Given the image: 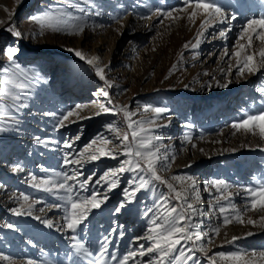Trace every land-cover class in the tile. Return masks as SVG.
<instances>
[{
	"label": "rangeland",
	"instance_id": "rangeland-1",
	"mask_svg": "<svg viewBox=\"0 0 264 264\" xmlns=\"http://www.w3.org/2000/svg\"><path fill=\"white\" fill-rule=\"evenodd\" d=\"M215 2L226 19L223 24L209 27L199 47L193 50L191 44L196 43L201 31L202 15L196 17L195 23L184 13H179L182 18L177 20L155 15L157 9L168 11L179 7L181 0H74V6L68 0H0V81L7 76L23 85L16 88L0 83V88H11L20 97L19 101H12L0 95V128L6 129L0 131V185H3L0 187V254L11 258L0 259V264H26L29 259L37 264H90L89 257L75 254L72 235L89 246L84 240L86 235L98 250L100 242L107 237L109 254L104 256V264H118V260H111L113 252L122 258L128 251L138 250L140 244L145 248L151 246L146 239L133 243V238L147 232L157 201L161 195L169 196L167 186L152 181L116 213L115 208L126 200L125 189L131 191L134 187L130 181L138 183L142 173L120 174L118 187L110 191L105 184L95 183L105 170L118 168L127 156L105 157L78 168L82 173L80 180L88 176H93V180L85 189L79 188L77 182L73 196L90 197L95 190L98 199H103L105 194L108 199L88 214L75 233L65 226V208L70 207L62 198L65 194L45 192L29 183L32 176L58 179L57 173L73 175L77 166L65 167V154L76 153L99 135L114 139L107 130L108 124L131 137L124 114L117 106H127V110L136 114L133 120L153 121L144 126L151 127L150 135L160 137L161 155L166 152L174 157L159 171L163 178L177 188L180 185L171 179L173 176H190L197 182L198 213L190 223L198 225L194 231L202 230L208 235L195 245L191 242L184 245L186 255L190 254L188 249L194 251V260L187 264H195L197 260L209 264L208 257L217 252L264 251V227L259 219L264 211L249 208L242 213L244 223L233 221L224 226L219 207L228 208L229 202L217 204L216 197L220 194L209 183L226 181L230 188L224 194L232 193L231 204L243 209L247 195L243 189L264 179V137L259 129L248 132L231 127L247 114L264 110V91H261L264 69L237 76L235 57L221 59L225 48L231 52L236 46L247 20L264 15V0ZM79 8H83V13ZM57 9L71 11L85 24V30L68 35L66 31L42 29L33 20ZM73 22L58 23L63 27ZM9 27L20 31L21 36H13L7 30ZM222 28H230L224 39L219 38ZM7 47L17 49L14 62L19 69L4 54ZM261 47L264 44L254 40L253 48L248 51L258 52ZM69 49L79 50L88 59L97 57L96 64L105 69L111 87L95 74L87 59L82 60ZM256 60L259 63L258 55ZM102 90L109 93L112 104H107L102 94L94 95ZM101 103L113 111L102 112ZM77 104L88 105L78 110L85 118L70 117L73 122L57 130L59 117ZM145 106L149 111L144 110ZM157 107L166 111L156 115L151 109ZM185 136L190 139L186 140ZM37 138L48 143L40 144ZM69 139L74 141L73 147L66 149L64 141ZM17 165L22 170L14 172L12 169ZM21 193L30 202L35 201L31 215L16 216L11 211L23 202L19 198ZM189 202L196 203L194 198ZM168 203L176 206L170 196ZM149 208L154 211L145 217L144 212ZM36 217L52 221L53 227H47ZM248 218L257 223L248 224ZM7 224H13L14 228H7ZM217 226L219 234L212 232ZM114 228L117 231L113 232ZM121 230L125 233L123 237L119 235ZM249 232L252 235H247ZM233 236L239 239L231 242ZM201 245L205 253L199 251ZM152 258L137 257L130 264H148ZM218 264H221L219 260Z\"/></svg>",
	"mask_w": 264,
	"mask_h": 264
},
{
	"label": "snow or ice",
	"instance_id": "snow-or-ice-1",
	"mask_svg": "<svg viewBox=\"0 0 264 264\" xmlns=\"http://www.w3.org/2000/svg\"><path fill=\"white\" fill-rule=\"evenodd\" d=\"M70 6H74V0H68ZM78 11L83 13V8H79ZM184 13L187 18L195 23L196 17L202 15L204 17L201 22V31L197 35L196 43L191 44V49L195 50L201 43V38L206 36L207 29L216 24H223L226 16L215 0H181L180 6L172 8L168 11L157 9L155 15L163 16L170 20L181 19L178 15ZM236 18L235 13L232 14V19ZM33 20L40 25L42 29L49 28L54 31H66L68 35L80 34L85 30V24L77 17L73 16L71 11L61 12L59 9L53 12H46L42 16L33 17ZM60 21H75L73 23H65L63 27L59 25ZM163 23V20L160 21ZM13 36H21V32L15 30L12 27L7 29ZM230 28H222L219 31V38L224 39ZM214 39L217 37H213ZM242 40H246V43H241ZM259 41L264 44V15L256 19H248L247 23L243 26L242 31L237 38L236 46L229 52L228 48L224 49L221 54V59H225L229 56L235 57L236 68L235 75L243 76L245 72L248 74H255L261 69H264V47H261L258 52H249L248 49L253 48V41ZM184 47L189 48L188 44ZM17 49L14 47H7L5 55L8 60L12 62L16 69H19V65L14 62V56ZM74 51L77 57L82 60L87 59L90 65L95 68V74L105 82L108 87L111 84L107 81L105 76V69L99 67L96 64L97 57L88 59L79 50L69 49ZM260 57L259 63H257L256 56ZM175 67V66H174ZM233 65H229L228 71L231 72ZM223 71V69L221 70ZM5 72L7 70L5 69ZM0 83L12 85L16 88H22L23 85L12 80L11 77H5ZM227 87V84L223 85ZM264 91V89H261ZM102 94L107 104H112L109 98V93L106 90H102L101 93H94V95ZM0 95L12 100L19 101L20 97L18 94L12 92L11 88H0ZM93 103H96L95 101ZM88 107V105L77 104L74 108L69 109L59 117V122L56 125V129L67 127L68 123L73 121L70 117L76 116L79 119L81 117L78 110H82ZM99 108L102 112L107 113L113 111L112 108L107 107L105 103L99 104ZM120 111L124 114V119L127 122V128L131 131V137L128 132L123 134L120 133L119 129L112 124H108L107 130L113 133L114 139L99 135L97 138L91 140L83 149L76 153H66L63 164L65 167L77 166L73 169V175L67 173H57L58 179H54L49 176L47 178L38 179L36 176H32L29 181L33 187L49 192V193H60L63 192L65 195L62 197L66 205L70 207L65 208L64 222L65 226L72 233H75L77 228L86 222L88 214L93 210L97 209L107 201L108 197L105 194L103 199H98L97 192L94 190L90 197L73 196L75 191V184L78 182L79 188L85 189L90 181L93 180V176H88L86 179L80 180L82 173L78 171V168L84 163L97 161L101 158L117 159L118 155L127 156L126 160L121 161L118 168H108L99 176V179L95 181L97 185L105 184L107 189L110 191L118 187L119 175L124 172H135L142 173L138 176V183L136 181H130L134 187L129 191L125 189L124 196L126 200L120 202L119 206L115 208L116 213H120L125 207L126 203H130L132 198L135 197L136 192L147 188L152 181H158L161 184H165L169 190V196L176 202V206H172L168 203L169 196L161 195L157 201L155 214L152 215L149 220L150 227L144 236H136L133 238V243H137L142 240L150 242V247L145 248L143 244H140L138 250H130L122 258H118L116 253H111V260L117 261L118 264H130L136 260L137 257L151 256L153 257L148 261V264H187V261L194 260L193 249H188V255H186L185 247L187 243L191 242L193 245L200 242L208 233L201 231H194L193 229L198 228V225L190 223L198 213L197 204L200 201L199 190L197 188V182L193 177L190 176H173L171 179L176 181L180 187L177 188L176 184L169 183L167 179L163 178L159 171L163 170L168 166V160L174 159L169 157L165 152L161 155V149L158 147L160 137L152 136L151 127H145V124L151 125L152 120L141 119L140 121L133 120L132 117L136 114L127 110V106H117ZM146 112L149 111V107L145 106ZM156 115L162 114L166 111L164 108H153L151 109ZM97 115L100 113H96ZM233 129L245 130L248 132H254L257 128L262 137H264V110H260L256 114H247L238 121H234L231 125ZM6 129L0 128V131ZM40 144L46 145L48 141L40 140ZM75 139H79L76 136ZM186 140L190 138L185 136ZM114 140L118 141L114 144ZM156 141V143H153ZM74 141L65 140L64 147L71 149ZM113 145V147H109ZM194 146V145H193ZM122 150V151H120ZM75 158H72V156ZM14 172L21 171L22 169L17 165L12 169ZM150 177V178H149ZM72 181L73 183H69ZM211 187L216 189V192L220 195L216 197L217 204L220 201L229 202V207H219V214L223 217V225L227 226L233 221L244 223L242 213L248 211L249 208L252 211H264V179L257 180L255 185L247 186L243 189L246 195V204L243 209H238L234 204H231L232 193L228 192L227 195L224 193L230 188V185L224 180H213L209 182ZM3 187V185H0ZM207 188V185H206ZM23 202L19 207L11 209L12 213L16 216L31 215V208L35 201H29V197L23 193L19 197ZM194 198L196 203L189 202L190 199ZM55 207H61V205H55ZM153 208L147 209L144 212V216L147 217L153 213ZM231 213H236L231 215ZM202 215V213H200ZM36 219L41 220L40 217ZM261 226L264 227V216L260 218ZM41 222L47 227H53V222L43 219ZM248 224H256L257 221L252 218L247 219ZM7 228H14L13 224H7ZM122 228L123 226H118ZM113 232L117 231L116 228L112 229ZM219 226L214 227L212 232L219 234ZM120 237L125 235L124 231L119 232ZM247 235H252L251 232ZM70 239L73 241L72 248L75 250L76 255L83 254V257H93L95 259L90 261V264H104V256L108 255V239L107 237L103 242H100L99 250L97 252L90 251L84 242L77 238L76 235H72ZM239 237L233 236L231 242H235ZM211 242V241H209ZM201 253H205L206 249L203 245L199 248ZM178 253V254H177ZM0 259L10 261V257L0 254ZM209 264H218V260L221 264H264V251L257 253L255 250L251 252L244 250H237L235 252H217L214 256H209ZM26 264H37L36 261L29 259ZM195 264H200L197 260Z\"/></svg>",
	"mask_w": 264,
	"mask_h": 264
},
{
	"label": "bare ground",
	"instance_id": "bare-ground-1",
	"mask_svg": "<svg viewBox=\"0 0 264 264\" xmlns=\"http://www.w3.org/2000/svg\"><path fill=\"white\" fill-rule=\"evenodd\" d=\"M86 236V235H85ZM84 236V240L86 241V243L89 245L87 246L89 248L90 251H93L94 253L98 251V249L94 248L93 245L95 244V242H93V240H91L90 238H87ZM90 261L95 259V256L93 257H89Z\"/></svg>",
	"mask_w": 264,
	"mask_h": 264
}]
</instances>
